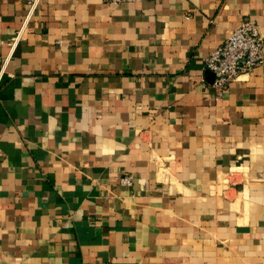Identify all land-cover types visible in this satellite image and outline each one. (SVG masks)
<instances>
[{
  "label": "crops",
  "instance_id": "1",
  "mask_svg": "<svg viewBox=\"0 0 264 264\" xmlns=\"http://www.w3.org/2000/svg\"><path fill=\"white\" fill-rule=\"evenodd\" d=\"M243 19L0 0V264H264V63L219 96L204 66Z\"/></svg>",
  "mask_w": 264,
  "mask_h": 264
},
{
  "label": "built area",
  "instance_id": "2",
  "mask_svg": "<svg viewBox=\"0 0 264 264\" xmlns=\"http://www.w3.org/2000/svg\"><path fill=\"white\" fill-rule=\"evenodd\" d=\"M118 4L125 1L139 0H105ZM264 63V35L258 24L252 19H243L233 27L229 35L204 59L205 68L212 71L213 87L221 94L235 79L248 74L252 69ZM128 181L129 177H125Z\"/></svg>",
  "mask_w": 264,
  "mask_h": 264
}]
</instances>
